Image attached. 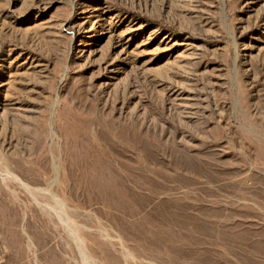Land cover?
Listing matches in <instances>:
<instances>
[{
  "label": "rangeland",
  "instance_id": "obj_1",
  "mask_svg": "<svg viewBox=\"0 0 264 264\" xmlns=\"http://www.w3.org/2000/svg\"><path fill=\"white\" fill-rule=\"evenodd\" d=\"M0 264H264V0H0Z\"/></svg>",
  "mask_w": 264,
  "mask_h": 264
},
{
  "label": "bare ground",
  "instance_id": "obj_2",
  "mask_svg": "<svg viewBox=\"0 0 264 264\" xmlns=\"http://www.w3.org/2000/svg\"><path fill=\"white\" fill-rule=\"evenodd\" d=\"M4 175V174H3Z\"/></svg>",
  "mask_w": 264,
  "mask_h": 264
}]
</instances>
